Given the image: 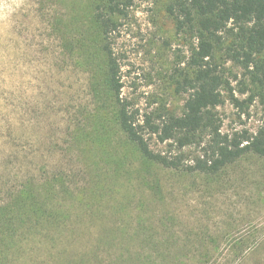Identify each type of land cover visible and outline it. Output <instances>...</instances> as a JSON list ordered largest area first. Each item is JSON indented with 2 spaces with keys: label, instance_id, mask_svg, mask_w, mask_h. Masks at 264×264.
Wrapping results in <instances>:
<instances>
[{
  "label": "rangeland",
  "instance_id": "rangeland-1",
  "mask_svg": "<svg viewBox=\"0 0 264 264\" xmlns=\"http://www.w3.org/2000/svg\"><path fill=\"white\" fill-rule=\"evenodd\" d=\"M123 1L126 14L116 17L111 37L122 98L141 121L180 115L188 95L178 83L196 40L177 30L169 8L178 0ZM95 2L0 0V188L12 175L33 176L40 188L55 176L65 181L54 186L53 202L48 196L49 209L63 218L27 238L26 229L19 231L17 255L4 260L0 250V264H40L50 248L62 256L47 264H264V157L247 155L206 176L165 169L129 146L114 126L113 105L92 92L96 74L105 87L93 43L100 42ZM224 42L228 47L236 38L225 33ZM218 57L225 84L215 112L222 132L256 134L264 124V93L253 83L254 67L224 52ZM101 103L108 107L106 130ZM147 139L153 151L182 154L191 165L203 144L180 150L174 140ZM88 189L93 198L86 206L80 198ZM146 233L168 242L158 253L146 251Z\"/></svg>",
  "mask_w": 264,
  "mask_h": 264
},
{
  "label": "trees",
  "instance_id": "trees-1",
  "mask_svg": "<svg viewBox=\"0 0 264 264\" xmlns=\"http://www.w3.org/2000/svg\"><path fill=\"white\" fill-rule=\"evenodd\" d=\"M127 7L123 0L95 2L92 20L99 32L100 42L93 43L100 50L96 60L102 59L103 67L101 66L100 71H104L105 87H101L102 79L96 74L92 92L96 99H106L113 105V109L110 108L109 111L114 126L119 128L128 145L137 150L146 161L165 169L206 176L222 173L247 155L264 157V124L256 134L247 131L224 134L222 121L215 112L224 102L222 88L225 80L217 62L220 52H224L227 59L243 64L248 69L254 67L253 83L261 87V95L264 93V0H178L169 8L178 32L192 35L196 46L189 61V71L182 82L178 83V91L188 95L183 112L167 116L159 122L150 115L141 121L140 112L122 98L124 86L121 66L113 52L111 37L119 28L116 17L125 15ZM230 24L234 27L229 28ZM225 33L233 34L236 38V42L228 47L224 42ZM234 101L240 104L237 99ZM106 104H99L98 110V116L103 117V129L111 126ZM147 135L156 137L160 143L174 140L180 150L203 143L201 154L192 165L186 164L182 154L169 156L153 151ZM74 143L77 145L78 141L76 143L75 140ZM72 145L74 146L73 143ZM50 182L40 188L33 176L20 180L15 175H12L11 180L2 182L0 195L5 196L6 200L0 202V250L4 260L17 255L19 231L26 229L22 239L25 235L27 238L40 226L54 225V217L63 218L49 209L48 205L51 204L48 203V196L51 195L53 202L54 186L65 185V181L55 176L50 178ZM83 193L80 202L89 206L93 195L89 194V189L83 190ZM112 222L118 225L115 218ZM160 229L163 230L164 226ZM164 242L168 240L148 233L141 239V243L147 245L146 251L152 253H158L156 248L161 250ZM29 243L35 245L36 241ZM48 251L50 253L40 264H47L49 259L60 261V252L53 253L52 248ZM147 255L149 259L152 258V255ZM69 262L76 264L74 259Z\"/></svg>",
  "mask_w": 264,
  "mask_h": 264
}]
</instances>
